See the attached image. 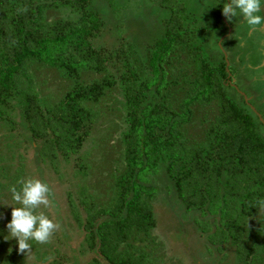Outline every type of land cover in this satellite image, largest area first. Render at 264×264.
Listing matches in <instances>:
<instances>
[{
    "label": "trees",
    "instance_id": "obj_1",
    "mask_svg": "<svg viewBox=\"0 0 264 264\" xmlns=\"http://www.w3.org/2000/svg\"><path fill=\"white\" fill-rule=\"evenodd\" d=\"M152 1L162 22H133L134 28L130 22V44L121 36L113 50L105 51L93 41L103 36L104 28H124L119 18L110 24L111 0L105 5L110 22L94 0H0V123L8 129L20 124L25 137L36 138L37 161L53 159L55 151L61 156L76 153L95 115L91 104L116 84L111 75L80 84L79 74L104 72L108 62L121 59L126 164L115 179L112 208L83 219L79 211L74 214L86 228L89 249L108 264L149 263L141 247L136 254L130 248L151 238L157 224L152 200L164 191L174 192L186 212L193 213L196 234L201 235L200 229L202 237L207 234L203 247L208 255L222 254V246L230 244L242 264H264V123L234 87L249 96L241 81L231 82L234 73L218 37L211 38L215 30L205 22L194 25L196 11L188 9L187 0ZM213 1L222 13L223 1ZM62 7L76 17L47 18L49 11ZM136 44L142 58L138 66L131 61ZM37 65L59 69L74 81L53 105L35 84L32 67ZM250 101L264 118L261 106ZM13 172L9 182H2L6 176L0 169V193L9 185L19 189L17 181L25 179L26 170L19 165ZM208 213L219 218L213 233L202 227L207 224L200 217ZM246 231L247 239L240 241ZM21 252H7L4 264H22Z\"/></svg>",
    "mask_w": 264,
    "mask_h": 264
},
{
    "label": "rangeland",
    "instance_id": "obj_2",
    "mask_svg": "<svg viewBox=\"0 0 264 264\" xmlns=\"http://www.w3.org/2000/svg\"><path fill=\"white\" fill-rule=\"evenodd\" d=\"M111 1L114 9L112 19L107 13L106 0H94V5L105 14V22H110L111 19L110 24H113V19L119 18V25L124 28L108 26L109 31L104 28L103 36L92 43L95 48L102 46V50H113V47L122 41L121 36H124L125 40L127 38L128 42L132 41L129 35L131 31L127 28L130 22L133 28L135 22H145L146 26L150 22H162L163 15L157 12L158 9L152 0ZM186 4L188 9L196 11L197 18H192L195 26L198 25L197 22H205L202 25H209L207 27L210 30H215L211 38L218 37V46L225 52L229 71L241 81L242 87L249 94V103L253 105L250 101L252 99L264 110V24L249 28L239 15L228 19L213 0H187ZM200 16L202 20H199ZM59 17L71 19L75 18L76 14L63 7L47 14L49 20ZM213 42L214 40L211 49ZM137 44L134 45L131 57L135 66L142 62V58L138 59L140 56H137L138 52L140 53V45ZM181 58L186 56L182 55ZM232 67L236 69L235 72H232ZM32 71L35 84L41 87L40 95L49 101V105L58 102L75 85L74 81L61 74L59 69L50 66H33ZM122 73V60L115 58L107 63L104 72L82 71L79 74L80 84L109 75L116 84L103 93L98 103L91 104L95 115L86 129L89 133L79 150L70 156H61L59 151H55L56 156L53 159L37 161L36 156L40 155V152L36 138L32 137L30 141L25 137L20 124L13 129L9 127V130L7 125L0 123V169L6 176L2 182H9L10 178H13L14 168L22 165L26 170L25 178H36L47 184L51 190L49 206L39 205L36 211L43 212L58 225L47 242L30 241V248L21 252L22 264H57L53 262L55 260L65 264H108L89 249L86 228L82 223L78 225L74 214L79 211V216L83 219L89 215H97L100 209L112 208L115 203V179L124 171L126 164L122 134L128 127L127 111L120 103L123 100ZM14 118L20 122L17 115ZM180 202L174 192L168 194L164 191L152 200L151 209L157 220L156 228L151 230L150 239L144 237L143 240L135 241V249L130 248L136 254V250L141 247V252L149 254L150 262L144 264H191V259L196 260L198 264H242L230 244L222 246V254L215 252L208 255L203 247L207 234L202 237L201 229V235L196 234L197 229L191 219L193 213L186 212ZM9 204L18 206L11 200V193L5 190L0 193V264H4L7 252L18 250L15 238L4 239L7 234L5 224L10 219L11 207L7 206ZM194 213L200 216V211ZM200 218L203 225L207 224V227H202H205L208 233L217 230V215L208 213ZM248 235V231L242 233L240 241L247 239ZM244 246L241 245V248ZM95 255L98 258L95 259Z\"/></svg>",
    "mask_w": 264,
    "mask_h": 264
},
{
    "label": "clouds",
    "instance_id": "obj_3",
    "mask_svg": "<svg viewBox=\"0 0 264 264\" xmlns=\"http://www.w3.org/2000/svg\"><path fill=\"white\" fill-rule=\"evenodd\" d=\"M264 0H223L222 14L232 19L239 15L242 22L253 28L264 24ZM19 189L15 185H9L11 200L16 205L11 207L10 219L5 224L7 234L4 239L15 238L18 250H28L30 241L45 243L57 224L43 212L36 211L39 205L49 206L51 190L48 185L36 178H25L17 181ZM264 204V202H261Z\"/></svg>",
    "mask_w": 264,
    "mask_h": 264
},
{
    "label": "water",
    "instance_id": "obj_4",
    "mask_svg": "<svg viewBox=\"0 0 264 264\" xmlns=\"http://www.w3.org/2000/svg\"><path fill=\"white\" fill-rule=\"evenodd\" d=\"M225 22H226V19H225ZM224 54H225V52H224ZM234 87H236L237 90L240 92V94H242V95L244 96V98H245V100L247 101V103H248V105L250 106V108L253 110L254 113H256V114L260 117V120L264 123V118L262 117L261 113H259V112L257 111V109H256L253 105H251V104L249 103L248 98H247V96L245 95V93L242 92V91H241L236 85H234Z\"/></svg>",
    "mask_w": 264,
    "mask_h": 264
},
{
    "label": "flooded vegetation",
    "instance_id": "obj_5",
    "mask_svg": "<svg viewBox=\"0 0 264 264\" xmlns=\"http://www.w3.org/2000/svg\"><path fill=\"white\" fill-rule=\"evenodd\" d=\"M237 81H238L237 77H234V76L232 75L231 82H233V83L236 84ZM251 100H252V99H251ZM254 102L257 104L256 101H254Z\"/></svg>",
    "mask_w": 264,
    "mask_h": 264
}]
</instances>
